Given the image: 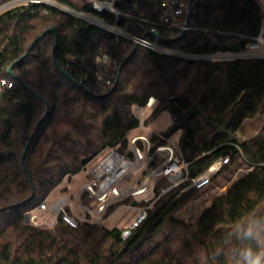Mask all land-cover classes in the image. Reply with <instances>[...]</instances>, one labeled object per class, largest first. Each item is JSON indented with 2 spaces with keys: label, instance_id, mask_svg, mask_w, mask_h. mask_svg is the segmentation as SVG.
Returning a JSON list of instances; mask_svg holds the SVG:
<instances>
[{
  "label": "trees",
  "instance_id": "trees-1",
  "mask_svg": "<svg viewBox=\"0 0 264 264\" xmlns=\"http://www.w3.org/2000/svg\"><path fill=\"white\" fill-rule=\"evenodd\" d=\"M55 1L114 22L88 0ZM183 1V19L191 28L162 27L149 38L186 53L239 52L260 31L259 0ZM115 6L148 19L161 15L157 0H117ZM116 23L144 33L125 19ZM99 49L123 63L109 90L99 89L93 76ZM0 79L11 83L0 92V264H264V123L252 136L236 137L258 106L264 113V57L170 56L52 5L26 2L0 12ZM149 96L156 101L145 122L169 111V98L182 111L196 105L207 117L208 123L199 114L189 120L183 155L191 177L225 155L230 162L216 177L239 160L247 173L189 223L174 213L200 189L173 187L126 238L119 227L94 222L76 228L59 220L53 228L24 223L26 210L103 148L124 150L127 132L138 125L132 106L144 105ZM225 123L232 134L215 133ZM245 177L262 188L254 193ZM165 184L161 179L157 187Z\"/></svg>",
  "mask_w": 264,
  "mask_h": 264
},
{
  "label": "built area",
  "instance_id": "built-area-1",
  "mask_svg": "<svg viewBox=\"0 0 264 264\" xmlns=\"http://www.w3.org/2000/svg\"><path fill=\"white\" fill-rule=\"evenodd\" d=\"M21 0H7L0 3V12L18 5ZM26 2H40L52 5L69 14L79 17L89 23L97 25L113 33L115 37L130 40L135 46H141L158 53L189 59L200 60H231L240 58L264 57V17L259 33L251 37L243 50L239 52H214V53H186L183 51L165 47L147 36L158 33L162 27L188 30L191 27L184 22L185 2L183 0H157L160 4L161 15L159 19H148L143 14L124 12L115 6L117 0H88L91 9L96 12H108L113 15V23L105 19H95L91 13L77 11L55 0H23ZM22 4V3H19ZM14 6V5H13ZM100 18V17H99ZM118 19H125L143 30V34H137L121 29L117 25ZM119 63L114 53L104 52L99 49L93 61V76L99 89L112 88L118 74ZM11 83L0 79V92L4 86ZM155 97L149 96L144 105H133L136 111L142 114L153 108ZM139 126H143L142 120ZM156 140L151 136L142 134L133 135L129 140L127 149L119 150L118 145L106 146L98 154L92 157L81 169L84 181L77 190L71 192L69 179L65 176L61 183L65 188L52 200L49 194L33 207L25 211L28 218L27 224L53 228L57 221L64 225L76 228L83 222H100L115 213L114 205L128 200V204H120L131 212V217L125 224L117 226L120 235L126 238L137 227L147 214V208L175 186L184 184L181 191L190 188L202 189L210 184L219 170L229 164L228 155L214 159L204 171L191 177L188 172L189 162L184 159L183 149L179 138L155 134ZM162 140V142H161ZM256 165V164H255ZM132 175V180L125 183ZM165 180L167 184L157 187L159 180ZM60 188V187H59ZM132 202H135L132 205ZM117 207V208H118ZM79 213L76 214L74 210ZM93 219V220H92Z\"/></svg>",
  "mask_w": 264,
  "mask_h": 264
},
{
  "label": "rangeland",
  "instance_id": "rangeland-1",
  "mask_svg": "<svg viewBox=\"0 0 264 264\" xmlns=\"http://www.w3.org/2000/svg\"><path fill=\"white\" fill-rule=\"evenodd\" d=\"M18 2L19 3H24L25 1L21 0V1H18ZM259 2L261 3V6H262V9H263V12H264V0H259ZM19 3H17V4H19ZM13 5H15V4H10V6H13ZM92 16L95 19H97V20H101V18L97 17L96 15L92 14ZM151 110H152V108L146 110L142 114L141 112L138 113L136 111V108H134V107L132 108V112H133L134 116L137 115L139 117V119H140L139 121L142 120L143 126L140 127L139 126L140 124L138 123V125L135 128H133V129H131V130H129L127 132V134L125 136L126 137V146H125L124 149L128 148L129 140H130V138L133 135L142 134V135H146V136H151L152 134H156V133L164 135V133L167 132V130L173 125L174 117H172L170 112L167 111V110L161 112L151 122H145V119H146V117L148 116V114L150 113ZM263 123H264V113L261 111V109L258 106V109H257L256 113L252 117L245 118L243 120L241 126L236 131V137L239 140H243L245 138H248V137L252 136L253 134H255L257 132V130L260 128V126ZM181 133H182V130L180 128H178V129L174 130L173 132H171L170 135L173 136V138H179ZM240 168L242 170H240ZM247 168H248L247 164L245 162L240 161L236 165H234L231 168L226 169L224 172L220 173L217 177L215 176L214 180L210 184L205 186L202 190L201 189L198 190V192L193 197H191L188 200L189 202L188 201L185 202L180 208H178L175 211V213H174L175 217L176 218H181L185 222L188 221L187 223H189V221L192 222L193 219L195 220V218H197L196 216L199 213H201V211L210 204L211 199L215 195H218V194L222 193L231 184V182L234 181L236 178H238V177L242 176L243 174L247 173V170H246ZM259 168H260V170L264 169V168H262L260 166H259ZM81 173L83 174L82 171H81ZM132 178H133L132 175H130L127 178V180L125 181V183H129L132 180ZM245 178H246V181H247V183L249 184V186L251 188V191H253L254 193H257L258 192L257 190L259 188H254L248 182L247 177H245ZM83 181H84V178H83V175H82L81 181L79 180L78 183L81 184ZM59 184L57 185V188H55V190L49 195V200H52L55 196L58 195L59 192H57V191H62L63 189H65V188H61ZM262 187H264V185ZM262 187H260V189ZM122 203H124L126 205V204H128V200H124L121 203L118 202L117 204L114 205V209H116L115 213H114V216L109 217V218H107L104 221H100V222H96V223L99 224V225H105L107 227H111L112 224H113V220L116 219L115 217L125 209L124 207H118V205H120ZM126 211L129 212V210H126ZM118 221H116V224H119ZM119 225H122V223L119 224Z\"/></svg>",
  "mask_w": 264,
  "mask_h": 264
},
{
  "label": "water",
  "instance_id": "water-1",
  "mask_svg": "<svg viewBox=\"0 0 264 264\" xmlns=\"http://www.w3.org/2000/svg\"><path fill=\"white\" fill-rule=\"evenodd\" d=\"M189 13H190V10L188 9L187 14L189 15ZM50 30L54 32V40L56 41V37H57L56 29L54 27H51ZM41 37H42V35L37 36L34 41L40 39ZM122 65H123V63H121L119 65L118 73L120 72ZM77 84L80 85V83H77ZM33 94H35V93L33 92ZM168 106H169V112H170V114H172L173 117H174V123L171 126V128L169 130V133L173 132L174 130H176L178 128H180L182 130L181 148L184 149L185 146H186V143H187V138H188L189 132L191 130V126H190V123H189L190 118L194 114H199L206 123H208V119L200 111V109L196 105H193L189 109H187L185 111H182L175 104L173 98H169V100H168ZM226 125H227V123H225L224 125L218 127L216 129L215 133L225 132V133H228V134L231 135L232 132L230 130L226 129ZM134 204H135V202H132V205H134ZM23 222L24 223H27L28 222V218H27L26 215L23 218ZM87 223L88 222H83V224H87Z\"/></svg>",
  "mask_w": 264,
  "mask_h": 264
},
{
  "label": "crops",
  "instance_id": "crops-1",
  "mask_svg": "<svg viewBox=\"0 0 264 264\" xmlns=\"http://www.w3.org/2000/svg\"><path fill=\"white\" fill-rule=\"evenodd\" d=\"M240 161H242V160H239V161H237L236 163H234V164H232L229 168H231L232 166H234V165H236L238 162H240ZM242 162H244V161H242ZM228 168V169H229ZM82 173H81V171H79V172H77L76 174H73L71 177H70V179H69V187H70V190H71V192H74L75 190H77V188L79 187V183H78V181L80 180L81 181V177H82ZM60 187H65L66 186V184L65 183H61L60 182ZM55 188H57V186L55 187ZM55 188L51 191V192H49V195L55 190ZM203 189V188H202ZM201 189V190H202ZM260 190V188L257 190V191H259ZM189 202V201H188ZM75 211V213L76 214H78L79 212L75 209L74 210ZM112 216H114V214L113 215H111V216H108L107 218H109V217H112ZM131 217V212H128V211H126L125 209L121 212V213H119L115 218V220H113V224H112V226H118L119 224H125L127 221H128V219ZM106 218V219H107ZM119 218V219H118ZM105 219V220H106ZM119 221H118V220ZM178 219H180V220H182V221H184L183 219H181V218H178ZM116 221H118L119 222V224H116ZM115 222V223H114ZM120 226V225H119Z\"/></svg>",
  "mask_w": 264,
  "mask_h": 264
}]
</instances>
